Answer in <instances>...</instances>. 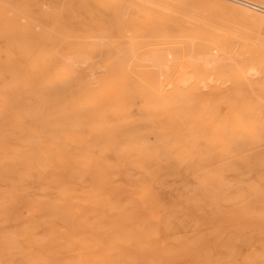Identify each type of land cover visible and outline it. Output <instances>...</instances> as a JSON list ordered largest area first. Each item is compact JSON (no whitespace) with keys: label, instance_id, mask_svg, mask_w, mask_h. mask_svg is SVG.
I'll return each mask as SVG.
<instances>
[{"label":"bare ground","instance_id":"6f19581e","mask_svg":"<svg viewBox=\"0 0 264 264\" xmlns=\"http://www.w3.org/2000/svg\"><path fill=\"white\" fill-rule=\"evenodd\" d=\"M60 1L50 28L28 21L40 0L0 2V264H264V154L248 148L264 139L244 116L218 133L210 82L223 95L255 85L264 59L176 3ZM224 3L264 19V6ZM64 12L95 27L73 36ZM177 58L181 85L165 89ZM122 149L131 160L118 172ZM142 170L169 205L161 217L139 212ZM93 184L105 201L86 194ZM98 205L120 215L91 216Z\"/></svg>","mask_w":264,"mask_h":264},{"label":"rangeland","instance_id":"374dc122","mask_svg":"<svg viewBox=\"0 0 264 264\" xmlns=\"http://www.w3.org/2000/svg\"><path fill=\"white\" fill-rule=\"evenodd\" d=\"M3 1L5 0H0V2H3ZM130 1H133V0H130ZM142 1L144 3H148L151 0H142ZM163 1L179 4V6H181L183 13L185 14L189 13L191 14V16L194 15L193 16L194 19L200 18L202 20H207L208 23L211 26H213L217 31L225 33L226 39L228 41L229 40L233 41L239 45L240 44L246 45L247 50L260 55L264 59V19L247 15L246 13H244L238 8H233L231 6H228L225 3L223 4V0L221 1L219 0L217 1L216 0H200V1L199 0H163ZM246 1L256 3L260 6H264V0L262 1L261 0H246ZM45 5L46 7H44ZM54 5L60 6L62 5V2L60 0H40V2L30 3L29 5L30 14L28 16L30 17V19H28V21L33 22L38 25H43L46 28L53 27L56 19L53 16L49 15V13L51 12V9L54 7ZM197 10H199L200 12L199 11L197 12ZM229 10H231L232 12ZM208 14H212L215 16L212 17V15H210L209 17ZM63 17H64L65 24L68 25L70 29H72L73 36L83 35L86 33V29H90L93 26L95 27L94 21L90 19L88 16L70 18L67 15V13L64 12ZM207 17L210 19H208ZM26 22L27 20L22 19L18 23L25 24ZM113 41L121 42V41H124V39L120 38L118 32H114ZM124 43L126 44L128 43V41L127 42L124 41ZM104 55H107V53H104L103 55H99L98 58L93 60L95 67L98 68L97 71L99 73H101L102 70H101V65H98V64L102 63L101 61L102 59H104L102 58L104 57ZM174 62H178V63L180 62L179 65L180 64L181 65L179 66V70L176 71L175 74H173L172 72L173 70H171L172 77L168 78L164 82L165 89L172 90L181 85L179 82L182 77L181 73L184 70L183 63H182L183 61H181L180 58H177L175 60H172V62L170 63H174ZM161 79L163 81L162 76H161ZM212 79H214L213 81L214 83L216 82L215 85L213 86L214 88H216L218 92L217 98L219 99V102L223 104L222 108H224L222 111H219L218 113L219 115H216L217 117L213 119V121L215 122L214 127L218 131V133L222 131L221 129L223 126H225L224 124L226 123L227 120H232V119L241 120L242 116H244L245 122L247 121V123H249L248 124L249 125L248 130L250 132L249 138H251L254 141L256 137H260L262 134L263 137H260V138L264 139V90L262 89V86H264V84L262 83L264 78L253 79L252 81H250L255 84V85H250L251 88L249 86H247L246 88L245 87L243 88V87H239L238 85H236V87L235 86L232 87L231 89L228 88L226 94L224 95H223V92H224L223 90H225V87H224V83L222 82V80L220 81L216 79L214 76H211V80L210 79L208 80H210L211 82ZM210 82H207L205 80V83H207V86H209V88H210ZM205 83L203 82L204 86H206ZM199 84L203 86L201 83ZM204 86L200 87V91H202V94H204V99H206L208 96L206 94V91L208 93V90H207L208 87L207 86L204 87ZM183 87L187 88V86H183ZM183 87H180V88H183ZM236 94H238V97L236 96ZM227 96H229V98H231V100L233 101L228 102ZM239 96L241 97V99H239ZM243 128L244 127L240 125V127H238V130L242 132L244 130ZM218 129H220V131ZM256 141L258 142L252 144V146H248V148H250L249 153L251 152L252 154L253 153L254 154H259V153L264 154V149H263L264 145H263V142H261L262 140L258 139ZM233 147L234 149H232V153L239 152L238 150V148H240L239 146H236V147L233 146ZM96 156L97 157L95 158L98 160V156H100V154H97ZM120 156H121V159H120L121 161L119 163L113 162V164H116L117 167L116 166L115 167H116V171L118 172L122 168L121 165H125L126 167L131 160V156L126 149H122L120 151ZM149 176L150 178H152L151 172H149V174H146V175H145L144 170H142V172H137L135 186L139 191L143 193L142 196L146 198L144 202L142 203V205L140 206V208L138 209H139L140 214H142L143 217H147L150 214H154L157 217H161V212L166 213V210H168L169 205L167 201L164 200L165 198L163 197V195L156 193L155 191L149 192V185H148ZM121 188L125 190V192H128L130 190V186L128 185L127 181L124 178H121ZM85 192L86 194L91 196V199H92L91 201L101 202V200L105 201L108 198L107 193L104 190L98 191L97 185L95 184L89 185V187L86 188ZM123 195L125 199H130L133 197V193H131V191ZM252 198L258 202L262 201L261 195L259 194H256ZM81 208L83 210H87V208L84 209L83 206H81ZM90 215L99 216V217H117L118 215H120V213L114 210H111V212L109 210L104 211L98 205L97 207L93 208V213H91Z\"/></svg>","mask_w":264,"mask_h":264}]
</instances>
